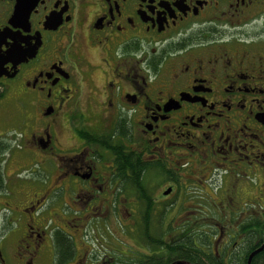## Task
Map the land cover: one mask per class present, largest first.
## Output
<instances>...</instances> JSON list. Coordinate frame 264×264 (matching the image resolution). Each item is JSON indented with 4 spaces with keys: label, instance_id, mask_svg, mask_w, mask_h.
<instances>
[{
    "label": "flooded vegetation",
    "instance_id": "obj_1",
    "mask_svg": "<svg viewBox=\"0 0 264 264\" xmlns=\"http://www.w3.org/2000/svg\"><path fill=\"white\" fill-rule=\"evenodd\" d=\"M2 104L20 142L13 152L41 154L46 178L9 209L25 221L11 229L17 263L53 264L60 236L71 246L63 264L93 256L83 233L79 256L75 234L50 228L43 206L90 222L145 220L149 204V220H167L182 172L202 187L219 178L214 205L228 220L179 234L157 225L164 248L182 230L208 234L216 257L264 244V214L246 193L258 176L264 189V0H0Z\"/></svg>",
    "mask_w": 264,
    "mask_h": 264
},
{
    "label": "rangeland",
    "instance_id": "obj_2",
    "mask_svg": "<svg viewBox=\"0 0 264 264\" xmlns=\"http://www.w3.org/2000/svg\"><path fill=\"white\" fill-rule=\"evenodd\" d=\"M11 128L10 107L8 104H2L0 106V146L4 147V150L0 152V163L4 188L0 191V247L2 245V254L7 263L19 264L14 260L12 248H10L16 242L15 240L19 238V235L17 233V235L14 234V232L12 233V230L17 229L19 233L25 221L22 216L19 218L21 221H19V215L16 212H10L9 209L17 210L16 208L20 206V202L28 197V195L37 192L42 193L41 189L45 188L43 182L46 181V178L41 169L43 167V157L41 154L32 156L26 152H13L20 142L12 134H9ZM63 141L67 142V139H63ZM181 174L179 184L182 186H179L177 193L172 195L168 201V203H174V209L170 210L167 214V220H163L162 229H170L171 224L175 228L176 234H179L182 226H185V223L191 225L201 224L203 226L214 225L217 229L219 226L225 225L226 222L224 220H228V209L224 212V208L222 209L220 206L214 205L222 197L221 190L218 188V185H220L219 178L216 179L214 177L209 183V187L207 185L202 187L201 183L203 180L200 175H194L195 179L201 181V183H198L187 180L184 172ZM154 180L150 183L151 195H154V192L158 190L156 186L163 181V178L159 177V181H156L158 182L157 184ZM259 180L263 181V177H257V186H259ZM184 185L186 186L185 189L183 188ZM257 186L251 184L250 189L246 193L248 191L250 192L248 199L250 197L252 200L257 201L256 204H252V207L255 205L256 211L264 214V189L259 188L256 190ZM130 194L128 197H130ZM244 201H246L245 198H242L241 203ZM48 203H46V206L50 205V201ZM44 207L41 210L45 213L46 211L43 209H47L46 219L51 221V225H48L50 228L54 226L62 228V224H64L67 232L75 234L77 254L79 256L83 250V246L81 245L82 241H79L81 238L80 234L83 233L87 236L86 246L92 250V253L94 252L93 256L89 257L88 264H104V261H113L112 259L114 258L126 261L134 258L137 254L145 252L142 243L139 241V220H123V218H126L124 216L125 212H120V220H92L89 222L88 220H70V217L63 219L59 216L57 206L54 205L50 208ZM130 207L128 212L134 211V208L132 206ZM161 210L162 208L159 210V213ZM140 212L141 207H139L137 213ZM74 217L79 216L75 215ZM7 220H13V222L7 225ZM14 220H18L19 222H14ZM230 220L233 219L230 218ZM151 222V228H156L157 232V227H155L158 225L157 220H152ZM17 224L18 226H15ZM8 229H10L9 233L4 236V233ZM6 237H10L8 239L9 244L6 243ZM166 238H169V236ZM112 256L113 258H110ZM79 259L80 257L73 262L77 261L76 264H81L83 259L78 261Z\"/></svg>",
    "mask_w": 264,
    "mask_h": 264
},
{
    "label": "trees",
    "instance_id": "obj_3",
    "mask_svg": "<svg viewBox=\"0 0 264 264\" xmlns=\"http://www.w3.org/2000/svg\"><path fill=\"white\" fill-rule=\"evenodd\" d=\"M2 148V149H1ZM4 147L0 146V152ZM131 165V164H130ZM139 189V194H144V185L141 175L138 174L136 183L133 185ZM4 188L2 179V169L0 163V191ZM143 197V196H142ZM149 197L146 201L149 203ZM147 204V203H146ZM152 208L149 204L145 208V220H139V241L145 248L144 253L135 255L134 258L122 261L116 259L114 264H247L250 253L253 249L250 248L254 239H250L241 250L235 248L231 254L225 251V255L216 257L213 252V239L208 234H194L192 237L181 231L182 239L178 241L176 246L163 247V241L157 236L156 228H151L150 212ZM163 220H157V224L161 225ZM259 231H264V219L258 220L256 224ZM156 227V226H155ZM158 230V229H157ZM57 234H60L57 232ZM210 234L211 231H210ZM64 237H57L54 243L56 246L55 260L53 264H63V260L68 258L71 252V246L64 240ZM260 243V241H259ZM250 244V245H249ZM162 248V249H161ZM204 249V250H203ZM160 252V253H159ZM68 256V257H67ZM127 259V258H126ZM225 261V262H224ZM250 264H264V250L256 254L250 261Z\"/></svg>",
    "mask_w": 264,
    "mask_h": 264
},
{
    "label": "water",
    "instance_id": "obj_4",
    "mask_svg": "<svg viewBox=\"0 0 264 264\" xmlns=\"http://www.w3.org/2000/svg\"><path fill=\"white\" fill-rule=\"evenodd\" d=\"M263 250H264V244H263L261 247H259L257 250H255L254 252L251 253V255H250L249 258H248V263H247V264H250L251 259H252L256 254H258L259 252H261V251H263Z\"/></svg>",
    "mask_w": 264,
    "mask_h": 264
}]
</instances>
